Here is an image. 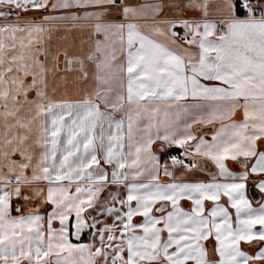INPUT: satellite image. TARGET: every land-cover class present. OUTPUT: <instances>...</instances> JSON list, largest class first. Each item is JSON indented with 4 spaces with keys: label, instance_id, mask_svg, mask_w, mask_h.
I'll use <instances>...</instances> for the list:
<instances>
[{
    "label": "snow or ice",
    "instance_id": "6c2138e0",
    "mask_svg": "<svg viewBox=\"0 0 264 264\" xmlns=\"http://www.w3.org/2000/svg\"><path fill=\"white\" fill-rule=\"evenodd\" d=\"M0 264H264V0H0Z\"/></svg>",
    "mask_w": 264,
    "mask_h": 264
}]
</instances>
